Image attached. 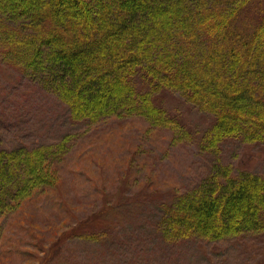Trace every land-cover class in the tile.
I'll use <instances>...</instances> for the list:
<instances>
[{
	"label": "trees",
	"instance_id": "16d2710c",
	"mask_svg": "<svg viewBox=\"0 0 264 264\" xmlns=\"http://www.w3.org/2000/svg\"><path fill=\"white\" fill-rule=\"evenodd\" d=\"M26 2L23 10L17 0L3 6L1 21L11 34L0 43L9 49L7 65L20 71V78L8 83L36 90L44 99L33 102L39 109L58 106L56 98L74 118L93 121L124 110L161 117L164 111L153 98L157 90L169 89L212 115L210 143L231 136L264 138V0ZM43 2L47 6L38 9ZM32 7L37 10L33 14ZM12 101L17 102L8 98L1 104ZM14 148L10 154L0 148V215L13 199L12 189L24 182L21 168L33 161ZM216 176L156 202L150 210L155 223L149 227L156 244L174 246L192 236L224 239L258 226L264 177L243 171L221 183ZM147 196L144 201L151 199ZM126 200L115 201L113 212L128 208ZM117 225L113 220V233ZM135 244L109 246L121 248L117 262L156 264L143 257L132 261L134 248L142 252L151 243Z\"/></svg>",
	"mask_w": 264,
	"mask_h": 264
},
{
	"label": "rangeland",
	"instance_id": "374dc122",
	"mask_svg": "<svg viewBox=\"0 0 264 264\" xmlns=\"http://www.w3.org/2000/svg\"><path fill=\"white\" fill-rule=\"evenodd\" d=\"M17 1L23 10L26 0ZM3 6L7 0H0V12ZM1 20L2 14L0 41L11 34ZM8 51L0 43V148L10 154L15 147L33 161L21 168L24 182L12 189L13 199L0 215V264H128L117 262L121 248L113 250L111 243H151L142 252L134 248L135 263L143 257L156 264H264V209L257 227L224 239L192 236L164 247L149 232L156 202L216 175L221 183L243 171L264 177V138L231 136L210 143L212 115L169 89L157 90L153 98L164 111L161 117L124 110L93 121L74 118L55 98L52 119L46 104L33 105L43 99L36 90L8 83L20 73L7 65ZM8 98L17 102L1 104ZM147 195L151 199L144 201ZM120 197L130 205L113 212Z\"/></svg>",
	"mask_w": 264,
	"mask_h": 264
}]
</instances>
